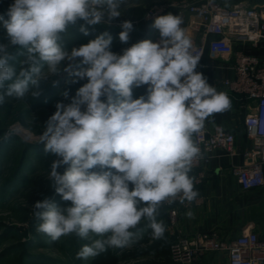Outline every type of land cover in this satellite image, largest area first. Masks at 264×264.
Instances as JSON below:
<instances>
[{
    "label": "clouds",
    "instance_id": "clouds-1",
    "mask_svg": "<svg viewBox=\"0 0 264 264\" xmlns=\"http://www.w3.org/2000/svg\"><path fill=\"white\" fill-rule=\"evenodd\" d=\"M125 3L13 0L0 14V106L39 96L41 81L61 72L68 83L87 80L70 103L55 105L38 137L44 151L58 157L48 180L70 204L45 198L33 206L37 231L52 241L69 235L91 241L77 259L128 248L146 230L163 239L162 207L199 196L191 175L194 161L204 157L197 134L209 117L231 108L229 96L196 71L201 57L193 55L180 15L156 17L152 27L159 40H141L120 53L111 50L107 31L71 51L63 46L70 25L83 21L79 31L87 36L89 26L119 18ZM120 27L119 40L126 44L133 23L124 20ZM12 49L24 59L16 62ZM77 58L79 64L64 66ZM144 85L146 96L134 99L133 88ZM65 165L61 174L58 168Z\"/></svg>",
    "mask_w": 264,
    "mask_h": 264
},
{
    "label": "rangeland",
    "instance_id": "rangeland-1",
    "mask_svg": "<svg viewBox=\"0 0 264 264\" xmlns=\"http://www.w3.org/2000/svg\"><path fill=\"white\" fill-rule=\"evenodd\" d=\"M126 1L122 5V15L119 18L107 25L89 26L87 36L79 31L83 21L70 25L64 34L63 46L71 51L105 31L113 37L111 50L115 53H120L141 40H149L152 24L143 22L141 15L153 2L162 0ZM12 3L13 0H0V14H4ZM124 20L131 21L134 26L126 44L119 40V33L122 31L120 24ZM3 36V29L0 28V38ZM11 51L17 55L16 62L24 59L17 49ZM68 64H79V58L74 62L66 61L64 66ZM68 80V74L61 72L57 76L42 80L41 86L36 89L40 95H28L30 103L24 99H10L0 106V264H91L96 258H76L81 248L91 243L90 240L69 235L52 241L48 236L39 233V221L33 214L35 203L45 198L62 206L70 204L62 201L48 180L51 164L58 157L45 152L44 145L38 142V137L51 116L49 109L45 106L33 108L31 105L38 104L41 100L70 103L78 88L87 80H79L77 83H68ZM65 91L69 94L67 99L62 95ZM146 94L147 85L133 88L134 99ZM66 167L58 168V171L63 174ZM158 219L166 226L163 239H152L151 230H146L143 239L138 243L124 249H109L116 259L115 264H163L168 259L160 252L157 244L160 240L165 243L169 241V228L161 213ZM144 223L142 221L140 226L143 227Z\"/></svg>",
    "mask_w": 264,
    "mask_h": 264
},
{
    "label": "built area",
    "instance_id": "built-area-1",
    "mask_svg": "<svg viewBox=\"0 0 264 264\" xmlns=\"http://www.w3.org/2000/svg\"><path fill=\"white\" fill-rule=\"evenodd\" d=\"M258 2L260 0H253ZM177 8V13L185 10L193 19L189 26L201 30L202 36L193 44V55L203 56L205 50L226 57L234 56L231 66L234 76L223 79L226 92L239 100L256 101L251 111L245 114L243 125L245 135L251 140L253 148L244 155L248 159L242 164L234 165L232 173L243 189L256 188L264 184V52L262 56L242 51H234L233 39H239L256 47L264 43V6L255 3L251 6L236 3L224 7L214 0H177L170 2H153L141 15L143 22L152 24L156 17L168 8ZM207 36H211L207 38ZM149 40L157 42L159 33L150 32ZM264 46V45H263ZM244 103H241V106ZM203 159L194 161L197 170L194 184L203 178L200 170L202 164L211 158L217 149L232 154L235 141L234 133L220 125L211 131L203 129L197 134ZM179 201L165 208L168 212L169 231L172 235L168 256L175 264H191L198 255L208 251H223L227 255V264H264V237L254 231L242 232L235 238L227 240L216 231L185 236L170 230L175 223L177 207L186 206Z\"/></svg>",
    "mask_w": 264,
    "mask_h": 264
},
{
    "label": "crops",
    "instance_id": "crops-1",
    "mask_svg": "<svg viewBox=\"0 0 264 264\" xmlns=\"http://www.w3.org/2000/svg\"><path fill=\"white\" fill-rule=\"evenodd\" d=\"M170 1L177 0H162V2ZM214 1L224 7H231L236 3H243L247 6L258 3L264 6V0L258 2L253 0ZM177 10V8L171 7L159 16L169 13L176 15ZM178 15L183 18L184 23L181 27H184L186 35L193 44L197 43L202 32L200 29L195 30L189 26L193 16L185 10ZM151 31L154 34L159 33L153 27ZM210 37L207 36V38ZM263 45L262 41L256 47L239 39L232 41L234 51L258 56H262L264 52ZM233 63L234 56L226 57L205 50L196 69L218 91L225 92L231 100V108L223 113L213 114L206 121L204 128L211 131L216 125H220L234 133L235 141L232 154L226 153L223 149H217L215 154L202 164L200 170L203 172V178L199 183H195V189L198 190L199 196L188 205L177 207L175 223L170 227V230L179 235L193 236L198 233L216 231L222 238L230 240L242 232L254 231L259 237H264V184L256 188L243 189L232 173L234 165L242 164L248 160L244 154L253 148L251 140L245 135L243 118L256 104L253 99L239 100L235 95L228 94L223 87L221 81L234 76L231 68ZM241 103H244V106H241ZM196 172L197 170H192L191 175L194 177ZM189 211L193 213L192 218L187 216ZM160 213L168 225L167 210L162 207ZM167 237L169 241L165 243L160 240L157 246L163 255L169 257L168 247L172 237L170 231ZM191 264H227V255L223 251H208L198 255Z\"/></svg>",
    "mask_w": 264,
    "mask_h": 264
},
{
    "label": "trees",
    "instance_id": "trees-1",
    "mask_svg": "<svg viewBox=\"0 0 264 264\" xmlns=\"http://www.w3.org/2000/svg\"><path fill=\"white\" fill-rule=\"evenodd\" d=\"M127 3V1H126ZM41 86V84L39 85V87ZM16 100V99H14ZM24 100H26L27 102L30 103L29 101V96H27ZM59 101H46V100H41L40 103L38 104H31L33 108H36L38 106H45L49 109V114L52 115L54 113L55 105L58 103ZM98 168H94L91 171H98ZM114 171V170H113ZM115 257L113 256V254L108 250L106 253H102L101 255L97 256L95 259L92 260L91 264H115ZM173 263L170 258L168 257V261L163 262V264H170Z\"/></svg>",
    "mask_w": 264,
    "mask_h": 264
}]
</instances>
